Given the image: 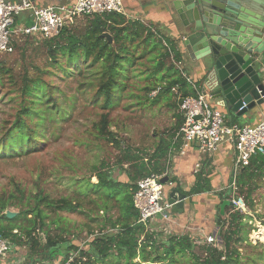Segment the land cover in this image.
Instances as JSON below:
<instances>
[{"label": "trees", "instance_id": "16d2710c", "mask_svg": "<svg viewBox=\"0 0 264 264\" xmlns=\"http://www.w3.org/2000/svg\"><path fill=\"white\" fill-rule=\"evenodd\" d=\"M85 17L88 24L81 30L65 27L56 37H35L37 41L44 39L48 65L52 69L58 68L69 76L74 72L89 74V86L94 90L92 100L106 111L94 124L95 136L115 144L119 156L113 164L101 159L93 165L90 176L76 179L73 197L56 199L43 190L28 194L16 182L13 191L0 192V236L29 249L31 254L23 264H38L39 261L41 264H61L73 255V264H258L264 260L261 253L246 259L242 256L240 244L248 241L252 230L247 223L250 217L241 207L231 203V197L241 199L239 193L246 188L245 205L253 207L251 194L258 178L264 177V154L261 153L252 157L250 164L238 173L233 172L230 187L220 192V207L226 203L224 211L228 210V217L223 219L220 215L216 218L221 239L218 246L194 243L189 235H169L165 240L159 239L140 222V213L134 205L137 182L152 173L166 170V157L174 145L183 117L177 115L176 126L167 136L161 137L149 153L125 145L110 129V109L118 104L127 86V78L135 74L137 65L144 64V59L147 67L139 69V75L145 81L141 87L145 100L150 99L155 104L161 98L167 99L170 107L177 109L179 100L172 91L173 87H177L184 97L195 96L197 92L176 64L181 63L182 52L174 41L157 29L119 13ZM104 32L112 35L113 43L102 36ZM16 46L13 41L12 50ZM0 70L4 75L12 76L11 69L0 67ZM38 70L41 73L36 76L27 73L23 76L19 87L20 107L0 138V157L26 152L43 136L37 128L39 124L66 118L67 112L56 95L57 87L41 77V74L49 72L48 69ZM158 87L161 90L157 96L150 97L149 93ZM202 176L199 174L200 178ZM93 177L96 182L92 181ZM201 189L198 182L185 193L191 195ZM88 206V216L93 222L88 226L91 237L86 247L81 248L64 236L67 231L61 227L63 218L60 212H77ZM11 207L17 208L18 213L8 218L5 211ZM52 212L57 215L52 218L56 224L54 233L47 221ZM40 231L44 233V242ZM182 257L185 258L184 263Z\"/></svg>", "mask_w": 264, "mask_h": 264}, {"label": "rangeland", "instance_id": "374dc122", "mask_svg": "<svg viewBox=\"0 0 264 264\" xmlns=\"http://www.w3.org/2000/svg\"><path fill=\"white\" fill-rule=\"evenodd\" d=\"M86 18H79L71 27L77 31L83 29L88 24ZM36 38L15 36L14 41L17 43L15 49L10 53H0V67L11 69L12 75H4L0 70V138L20 107L19 87L23 76L26 73L30 76L38 75L41 73L38 68L48 69L49 72L41 74V77L57 87L56 95L67 114L64 120H46L44 124H39L37 128L43 136L37 138V144L26 152L0 157V192L13 191L16 182L28 194H36L43 190L56 199L73 197L76 194V179L90 176L93 165L98 164L101 159L113 164L119 156V150L112 142L95 136L94 124L106 111L92 100L94 90L89 86V74L74 72L69 76L58 68L52 69L48 65L44 39L37 41ZM143 61L144 64L136 66L135 74H130L127 78V86L118 104L110 109V129L124 141L125 145L151 153L161 137L171 132L176 108L170 107L167 99L161 98L155 104L150 99L145 100V92L141 90L145 81L139 75V69L144 70L147 67V61L145 59ZM92 181L96 182L97 179L93 177ZM237 192L238 190L235 195ZM246 194L245 188L244 192L239 193L241 199L237 196L231 197L232 204L241 207L250 217L247 219L248 225L252 227L249 239L240 244L244 259L260 253L264 255V177L258 178L257 186L251 194L253 207L245 205ZM166 195L168 196V191ZM221 200L220 193L214 196L216 218L221 215L220 209H224L220 208ZM9 209L18 212L15 207ZM89 209L88 206L77 212H60L63 218L61 227L67 231L64 232V236L81 248L86 247L87 240L91 237L88 234V226L93 222L88 216ZM224 215L225 211L220 217L223 218ZM56 216L52 212L47 219L53 233L56 232V224L52 222V218ZM214 231L218 233L217 229ZM39 235L44 242V233L40 231ZM17 253L21 258H26L24 262L31 254L26 246H18ZM181 261L184 263L185 258L182 257ZM258 264H264V260H260Z\"/></svg>", "mask_w": 264, "mask_h": 264}, {"label": "built area", "instance_id": "2783aa9c", "mask_svg": "<svg viewBox=\"0 0 264 264\" xmlns=\"http://www.w3.org/2000/svg\"><path fill=\"white\" fill-rule=\"evenodd\" d=\"M111 13L128 17L122 0H75L70 4L56 6H38L30 0L20 2L0 0V52L12 51L11 44L15 36H40L50 39L58 36L65 27L74 26L81 17ZM17 18L18 22H16ZM180 64L177 63L182 75L197 94L184 97L177 87L172 88L179 100L183 117V123L175 136L176 141L181 140L179 152L184 154L190 144L196 143L201 153L212 155L222 145H232L236 151L234 173H238L250 164L252 157L260 153L264 154V119L254 125L229 123L226 114L212 106L209 94L200 89ZM160 90V87L152 90L149 96H157ZM174 146L171 147L169 154L173 152ZM199 166L200 164L197 163L196 167ZM168 174L166 168L162 173H152L137 182L134 201L140 213V222L149 223L160 214L164 219H169L171 206L167 202L166 195L168 181L166 183L161 181ZM201 241L215 246L221 243L217 233L207 234ZM13 249V243L0 236V255H6ZM74 257L75 255L61 264H73Z\"/></svg>", "mask_w": 264, "mask_h": 264}, {"label": "water", "instance_id": "95a60500", "mask_svg": "<svg viewBox=\"0 0 264 264\" xmlns=\"http://www.w3.org/2000/svg\"><path fill=\"white\" fill-rule=\"evenodd\" d=\"M30 1L42 6L58 5L51 0ZM166 9L180 20V40L215 84L210 97L221 99L239 116L264 105L260 69V56L264 54V0H170ZM102 36L113 43L109 32ZM161 181L166 183L168 177ZM188 199L180 187L169 188L167 202L171 212L183 213ZM17 213L5 211L8 218Z\"/></svg>", "mask_w": 264, "mask_h": 264}, {"label": "crops", "instance_id": "0c3cea01", "mask_svg": "<svg viewBox=\"0 0 264 264\" xmlns=\"http://www.w3.org/2000/svg\"><path fill=\"white\" fill-rule=\"evenodd\" d=\"M74 1L51 0L55 4H70ZM122 3L128 18L141 21L145 25L157 29L165 37L176 43L182 52L181 68L201 90L209 94V101L212 106L222 110L226 114L229 123L254 125L264 119V105L239 116L226 105L224 106L221 99L210 97V92L215 84L208 79L206 70L195 59L194 55L188 53L180 40V20L176 16L173 17L171 12L166 9L170 0H122ZM261 55L260 58L263 59V63H261L260 69L264 81V54ZM254 56L259 55L255 54ZM173 115L174 122L171 123V129L178 122L177 115H182L179 106ZM173 143H176L175 146L173 145L175 148L170 154L169 151L166 157V168L169 172L166 192L169 191L171 186H178L184 192L189 191L198 182L202 189L200 192L187 195L189 199L186 200V208L183 213L170 211L169 219H164L163 215L160 214L149 223H146L145 226L150 233H155L159 239L165 240L169 235H189L194 239V243L202 244L201 240L205 235L217 233L214 230H219V227L216 226L214 196L225 191L226 188L228 189L232 183L236 151L232 145L224 144L216 153L205 155L199 151L196 143H192L185 150V153L181 154L179 152L181 140L176 141L174 138ZM197 163L200 164L198 168L196 167ZM199 174L203 176L200 178ZM134 205L138 210L135 201ZM223 210L220 209L221 215L224 213ZM227 217L228 215L225 212L223 218L226 219ZM199 238L200 240H198ZM13 245L12 253L0 255V264L24 263L26 258L18 256V246L14 243Z\"/></svg>", "mask_w": 264, "mask_h": 264}, {"label": "bare ground", "instance_id": "6f19581e", "mask_svg": "<svg viewBox=\"0 0 264 264\" xmlns=\"http://www.w3.org/2000/svg\"><path fill=\"white\" fill-rule=\"evenodd\" d=\"M263 239H264V237H263Z\"/></svg>", "mask_w": 264, "mask_h": 264}]
</instances>
